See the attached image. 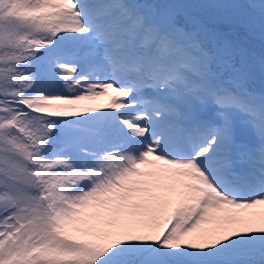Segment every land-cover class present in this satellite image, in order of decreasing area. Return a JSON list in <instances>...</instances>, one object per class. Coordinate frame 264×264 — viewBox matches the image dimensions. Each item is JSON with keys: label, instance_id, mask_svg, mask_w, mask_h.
<instances>
[{"label": "snow or ice", "instance_id": "1", "mask_svg": "<svg viewBox=\"0 0 264 264\" xmlns=\"http://www.w3.org/2000/svg\"><path fill=\"white\" fill-rule=\"evenodd\" d=\"M244 7L226 32L180 0H0V264H264Z\"/></svg>", "mask_w": 264, "mask_h": 264}, {"label": "trees", "instance_id": "2", "mask_svg": "<svg viewBox=\"0 0 264 264\" xmlns=\"http://www.w3.org/2000/svg\"><path fill=\"white\" fill-rule=\"evenodd\" d=\"M149 1L153 2V0ZM247 2L248 0H182V3L187 6L195 5L193 7H196V12H190V15L205 20L209 28L226 32L232 31V25L223 17L225 15L244 16L249 14L252 10L244 7ZM218 4L237 5V7L227 9L215 7ZM235 34L256 60L264 56V36L261 35L258 23L252 32L240 27L235 30Z\"/></svg>", "mask_w": 264, "mask_h": 264}, {"label": "rangeland", "instance_id": "3", "mask_svg": "<svg viewBox=\"0 0 264 264\" xmlns=\"http://www.w3.org/2000/svg\"><path fill=\"white\" fill-rule=\"evenodd\" d=\"M180 2L182 3V0H180ZM247 3H249V0H248V2ZM193 6H195V5H188L187 6V8L185 9V11L187 12V13H192V12H196L195 10H196V7H193ZM260 59L261 58H258L257 60H256V62H257V70H259V61H260ZM258 80V79H257ZM256 84L257 85H259V81L258 82H256ZM257 91H259V90H257Z\"/></svg>", "mask_w": 264, "mask_h": 264}]
</instances>
